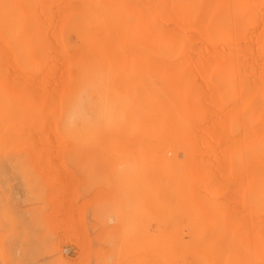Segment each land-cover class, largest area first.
<instances>
[{
  "label": "rangeland",
  "instance_id": "374dc122",
  "mask_svg": "<svg viewBox=\"0 0 264 264\" xmlns=\"http://www.w3.org/2000/svg\"><path fill=\"white\" fill-rule=\"evenodd\" d=\"M17 1L0 2V27L12 26L0 29H5L0 32V42L8 48L0 49V119L8 121H1L5 126L0 127V264H231V200L227 197L231 182L224 184L223 168L227 165L222 159L225 151L231 156V142L225 146L224 140H228L226 134L231 137V103L217 86L218 68L214 67L215 59L209 58L201 34L218 19L264 22V1L207 0L204 16L189 21L187 35L196 38L182 39L187 47L180 48L178 52L183 50L185 55L178 53V57L171 18L159 19L152 8L138 6L137 0H129L130 5H125L126 0L124 5L121 0H50L54 4L48 0L49 5L48 1L27 0L24 5H34V22L31 9L21 8L23 3L19 7L22 1ZM109 4L112 14L106 10ZM51 8L52 16L48 15ZM3 18L9 22L4 24ZM36 20L37 27H33L38 33L31 28ZM22 21L28 26L24 34L20 33ZM47 21L52 24L50 29L43 26ZM19 34H27L26 40ZM35 36L45 42L36 41ZM19 37L25 43H19ZM48 38L51 40L46 43ZM35 42L47 47L52 44L47 51L54 59L46 51L51 57L45 62L47 66L38 63L46 47L38 43L43 46L40 53L34 49ZM20 44L27 54L21 53L24 47ZM31 53L34 59L38 53V62L34 61L38 69L26 67L28 60L24 58ZM179 61L192 86L175 71L173 65ZM50 62L58 67L52 69ZM42 77L47 81L42 82ZM33 88H39V97ZM43 93L46 99H41ZM24 125L29 128V138H25ZM12 129L17 130L16 135L21 133V142L15 138L18 142L12 143L16 141ZM55 138L64 143L58 146L60 141ZM221 144L225 150L219 149ZM189 149H194L195 157ZM200 149L213 153L208 156L206 151L208 155L199 153ZM190 157L199 161V168L204 165L202 159H210L206 162L216 184L209 182V167L201 169L200 175L205 174L206 179L197 178L196 170L198 173L191 172L194 182L188 181ZM201 162L203 165L198 164ZM195 178L204 180L196 182ZM212 183L219 186L217 200L209 197L211 189L206 191L209 199L203 198L205 187Z\"/></svg>",
  "mask_w": 264,
  "mask_h": 264
},
{
  "label": "bare ground",
  "instance_id": "6f19581e",
  "mask_svg": "<svg viewBox=\"0 0 264 264\" xmlns=\"http://www.w3.org/2000/svg\"><path fill=\"white\" fill-rule=\"evenodd\" d=\"M18 1H20V0H18ZM17 1V2H18ZM22 2H19V7H20V3H23L22 5H21V8H22V6L24 5V2L26 3V1L27 0H25V1H23V0H21ZM29 1V0H28ZM32 1H34V0H32ZM31 1V2H32ZM42 1H45V2H47L48 0H42ZM50 1V0H49ZM49 1H48V5L50 4L49 3ZM58 1V0H57ZM122 2H123V0H121ZM125 1V0H124ZM132 2H133V0H131ZM136 1V0H135ZM257 1V0H256ZM260 1V0H259ZM264 1V0H263ZM263 1H261V2H263ZM0 2H2V0L0 1ZM51 3H53V1H50ZM55 3H56V0L54 1ZM62 2V1H61ZM66 2H70V1H67L66 0ZM122 2H120V3H122ZM127 2H129L130 4H131V2L129 1V0H126V2L125 3H127ZM214 2V1H213ZM254 2V1H253ZM258 2V1H257ZM5 3V2H4ZM109 3H110V1H109ZM118 3V2H117ZM124 2H123V5L125 4ZM129 3H127V4H125V5H130ZM135 3L136 2H134V3H132L133 5H135ZM137 3H139V5L138 6H141V7H143V8H147L148 10H150L151 8L153 9V12H154V16H159V19H162V20H167L168 19V17H170L171 18V21H172V23H173V25H174V27H172V29H173V32H174V34L172 35V42H173V48H174V53L176 52V50H175V48H177V52L175 53V55H176V57H178L179 56V54H181L182 56H183V50H184V48H186L187 46L185 45V43H186V41L185 42H182V39H184L185 40V38L186 37H189V39H190V36H191V38L192 37H195V36H193V35H187V31L190 29V27H191V24L189 25V21L191 20V19H193V18H195L196 16V18H200V16L201 15H203V14H205L204 13V11L202 10V9H204V7H205V5H207V0H137ZM1 4V3H0ZM3 4V3H2ZM6 4V3H5ZM18 4V3H17ZM54 4V3H53ZM62 4V3H61ZM61 4H59V6L61 5ZM108 4V3H107ZM113 4V3H112ZM262 4H264V3H262ZM122 5V4H121ZM121 5H120V8H121ZM132 5V6H133ZM25 7H27L28 8V10H29V8L31 9L30 11H32V13H31V15L33 14V20H32V22H34L35 21V15H34V12H33V10H32V8H34V7H32V6H34V5H29V7L28 6H26V5H24ZM46 6V5H45ZM55 6H57V5H55ZM58 6V7H59ZM62 6V5H61ZM60 6V7H61ZM110 4H109V6H108V9H106L107 11L109 10L110 12H111V14H112V8H111V10L109 9L110 8ZM116 6V5H115ZM135 6H137V4L135 5ZM6 7V6H5ZM47 7V6H46ZM50 7H51V5H50ZM59 7V8H60ZM92 7V6H91ZM117 7H118V5H117ZM9 8V7H8ZM48 8H49V6H48ZM55 8V7H54ZM57 8V7H56ZM59 8H57L56 10L57 11H59ZM72 8V7H71ZM119 8V7H118ZM1 9V8H0ZM18 9V8H17ZM16 9V10H17ZM20 9V8H19ZM23 9H25V8H23ZM50 9V8H49ZM65 9V8H64ZM2 10V9H1ZM0 10V11H1ZM26 10V9H25ZM25 10H24V13H27V12H25ZM55 10V11H56ZM66 10H68V9H66ZM203 11V13L201 12V11ZM264 10V9H263ZM14 11V10H13ZM23 11V10H22ZM27 11V10H26ZM47 11H48V9H47ZM50 11H52V8H51V10H49V12ZM63 11V10H62ZM61 11V12H62ZM19 12H21V9H20V11ZM18 12V13H19ZM53 12V11H52ZM52 12H50V14H48V15H51L52 14ZM60 12V11H59ZM58 12V13H59ZM64 12V11H63ZM62 12V13H63ZM73 12V11H72ZM250 12V11H249ZM249 12H246V13H248V14H250ZM116 13V12H115ZM202 13V14H201ZM246 13H245V15H246ZM1 14V13H0ZM22 14V13H21ZM36 14V13H35ZM54 14V13H53ZM57 14V13H56ZM60 14V13H59ZM67 14H69L67 11H66V13H65V15L67 16ZM254 14H256L255 12H254ZM31 15H29L28 14V16H29V18L30 17H32ZM47 15V14H46ZM58 15V14H57ZM63 14H61V16H62ZM70 15H71V13H70ZM252 16H254L253 14H251ZM7 16V15H6ZM52 16V15H51ZM65 16V17H66ZM195 16V17H194ZM199 16V17H198ZM204 16V15H203ZM203 16H201V17H203ZM250 16V15H249ZM249 16H247V18L249 17ZM17 17H18V14H17ZM64 17V16H63ZM64 17V18H65ZM69 16H67V18H68ZM238 17V16H237ZM255 17H256V15H255ZM26 18H27V15H26ZM28 18V19H29ZM35 18V19H34ZM49 17H47V19H48ZM167 18V19H166ZM250 18H251V16H250ZM4 19V18H3ZM19 19V18H18ZM46 19V20H47ZM53 19V18H52ZM55 19H57V17L55 18ZM233 19V18H232ZM24 20H26L27 21V19H25V17H24ZM30 20V19H29ZM49 20V19H48ZM65 20V19H64ZM64 20H62V21H64ZM66 20H68V19H66ZM242 20V19H241ZM252 20H253V18H252ZM249 21V19L248 20H242V21H238V19H237V21H224V20H221V19H218L217 21H211L210 22V26H209V31L208 30H206V32H204L203 34H201V35H204L203 37H205V39L203 38V40H204V42L206 43V51H207V53L209 54V58H212L215 62H214V67H216V68H218V72H217V81H216V83H218V87H219V89H220V91L222 92V93H224L225 94V96H227V98L229 99V101H230V103H231V137H229V135L230 134H226V136L225 137H228V140H226L225 138H224V140L226 141V145L225 146H229V144L231 145V156H227V152L225 151V152H223V156H222V159L223 160H225V162H224V164H226L227 165V167L229 168H227L226 167V165H225V169L227 170V173H226V171H225V169L223 168V170H224V175L226 176V177H224V184H226V183H228V182H231V189H230V191H231V193H229L230 191H229V187H228V193H229V195L230 196H227V197H229L230 199L229 200H231V264H264V22H256V21ZM5 21V22H4ZM4 21H3V23L5 24V23H7V22H9V21H7L6 22V20L4 19ZM26 21H22V23H23V28L24 27H27L28 28V26H26L24 23L26 22ZM43 21H45V20H43ZM50 22H51V19L49 20ZM49 21H47L48 23H47V25H46V23H45V25H43V22H42V25L43 26H46V28L45 29H47V27H49L48 29H50L51 27H50V25H52V24H50V22ZM69 21V20H68ZM68 21H65V22H67V23H69V25H70V22H68ZM14 22V21H13ZM29 22H31V20L29 21ZM29 22H27L28 24H29ZM38 22V20H36V24L34 23V24H32V26H31V28L33 27V25H35L36 27H37V23ZM19 23V22H18ZM57 23V22H56ZM31 25V24H30ZM40 25V24H39ZM4 26L5 25H3V26H1L0 27V29L3 27L4 28ZM7 26H9V23H7ZM7 26H5L6 28V30L8 29L7 28ZM54 26V25H53ZM9 27H11V29H12V26H9ZM60 27H61V25H60ZM2 28V29H3ZM22 28V30H21V32L20 33H23L24 32V30H25V28L23 29ZM31 28L29 27V29H30V32L31 33H33L32 32V30H34V33L35 32H37L35 29H34V27L32 28V30H31ZM54 28V27H53ZM53 28L51 29L52 31H53ZM57 28H58V24H57ZM178 28H180L181 30L180 31H178ZM5 29L3 30V31H5ZM10 29V28H9ZM8 29V30H9ZM29 29L27 30V31H29ZM43 29V28H42ZM45 29H43V30H45ZM3 31L1 30L0 32L3 34ZM10 31H12V30H10ZM20 31V30H19ZM23 31V32H22ZM42 31V30H41ZM46 31V30H45ZM45 31H42L43 33H45ZM58 31V30H57ZM8 32V31H7ZM7 32H5V33H7ZM41 32V33H42ZM0 33V34H1ZM4 33V34H5ZM24 33H26V32H24ZM23 33V34H24ZM38 33V32H37ZM36 33V34H37ZM41 33H39V34H41ZM42 33V34H43ZM47 33V32H46ZM54 33L55 32H53V35H54ZM1 34V35H2ZM8 34V33H7ZM12 33L10 32V34L9 35H11ZM28 34V33H27ZM27 34L26 35H20L19 34V36L20 37H22V38H26V36H27ZM36 34H34V35H36ZM1 35H0V37H1ZM47 36V34H43V36ZM49 35V34H48ZM52 35V37L54 38V36ZM58 35V34H57ZM3 36H5V35H3ZM7 36V35H6ZM39 36V35H38ZM37 36V37H38ZM42 36V35H41ZM51 36V35H50ZM18 37V36H17ZM19 37V41H20V39H22V38H20ZM49 37V36H48ZM57 37V36H56ZM55 37V38H56ZM198 38H200L199 36H197ZM24 38V39H25ZM31 38V37H30ZM35 39H36V41L38 40V41H42V43L43 42H45V40H43V38H41L40 37V39L39 38H36V36L34 37ZM34 38H32V39H34ZM47 38V37H46ZM54 38V39H55ZM196 38V37H195ZM188 39V40H189ZM26 40V39H25ZM29 40V39H28ZM51 40V39H50ZM49 40V38L46 40V43H47V41L49 42L50 41ZM53 40V39H52ZM56 41H58L57 39H55ZM183 40V41H184ZM199 40V39H198ZM32 41V40H31ZM15 42H17L16 40H15ZM21 42H24L23 40H21L19 43H21ZM52 42V44H53V42H54V44H55V41L53 40V41H51ZM191 43V45H194V41L192 42V41H187V43ZM18 43V44H19ZM25 43V42H24ZM23 43V44H24ZM36 43V42H35ZM39 43V42H38ZM38 43H36V46H34V49L37 51L38 50V52H40V53H42V51L43 52H45L46 54V56L45 55H43V59H45V60H43L42 59V54H41V56H40V58H41V60H39V62H38V58H37V56L35 55V57H36V59H34L33 57H34V55H32V53L31 54H29L30 55V57H29V55L27 56L26 55V57H25V54H23L24 56L22 57V55H21V58H22V60H23V58H24V60H26V58H27V63H26V61L24 62V60H23V64L24 65H28V66H26V67H32L33 69H35V68H39V65H35L36 63L35 62H38L40 65H41V63L42 64H46L45 62H47L48 60H47V58L49 59V58H51V57H53V59H54V56H51V53H50V51H47V49L49 50V48H51V47H49L50 46V44H49V48L47 47V46H45V44H42L41 42L39 43L40 45L42 44L43 46H45L46 47V49L45 50H42V51H40L41 50V48L43 47H41ZM193 43V44H192ZM199 43H201L202 44V42H199ZM3 44V41L2 42H0V45H2ZM14 44H16V43H14ZM28 44V43H27ZM39 45V47L40 48H37V46ZM51 44V45H52ZM21 45V44H20ZM48 45V44H47ZM57 45H58V43H57ZM56 44H55V46H57ZM188 45H190V44H188ZM21 46H23L24 47V45H21ZM25 46H27V45H25ZM30 45L28 44V47H29ZM55 46H53V52H54V50L58 47H55ZM175 46V47H174ZM3 47H5V45L3 46L2 45V47L0 48V49H2L3 51H7L8 50V48H3ZM11 47V46H10ZM15 47H17V46H15ZM54 47H55V49H54ZM182 47H183V50H181V53L180 52H178L179 50H180V48L182 49ZM21 48V47H20ZM19 48V49H20ZM27 48V47H26ZM37 48V49H36ZM200 48H202L201 46L198 48V50L200 51L201 49ZM5 49V50H4ZM14 49V48H13ZM16 50H17V48H15ZM17 50L18 52H21L20 50ZM43 49V48H42ZM67 49V48H66ZM10 50V49H9ZM34 50V51H35ZM57 50V49H56ZM55 50V51H56ZM68 50V49H67ZM75 50V49H74ZM1 51V50H0ZM24 51H26L25 50V47L23 48V52H21V53H24ZM49 52V53H47V52ZM52 51V50H51ZM183 51V52H182ZM190 51H192V50H190ZM68 52V51H67ZM71 52V51H70ZM202 52H203V49H202ZM205 52V51H204ZM1 53H3V52H1ZM0 53V54H1ZM5 53H7V55H10V54H8V52H5ZM10 53H11V51H10ZM26 54L28 53L27 51L25 52ZM36 53V52H35ZM54 53H56V52H54ZM75 51H73V56H75ZM179 53V54H178ZM48 54L51 56V57H49L48 56ZM67 54V53H66ZM4 55V54H3ZM7 55H5V56H7ZM55 55H57V53L55 54ZM69 55V54H68ZM178 55V56H177ZM185 55V54H184ZM2 56V55H1ZM4 56V57H5ZM11 56H12V54H11ZM11 56L9 57V56H7V57H9V58H11ZM19 56H20V54H19ZM3 57V56H2ZM29 57V58H28ZM39 57V56H38ZM68 57V56H67ZM66 57V58H67ZM31 58V59H30ZM32 58H33V60H32ZM57 57L55 56V59H56ZM75 58V57H74ZM10 60V59H9ZM19 60H20V57H19ZM22 60H20V61H22ZM31 60V61H30ZM36 60V61H35ZM42 60H43V62H42ZM47 60V61H46ZM75 60V59H74ZM0 61H1V59H0ZM3 61V60H2ZM5 61L6 62H8V60L5 58ZM12 61V60H11ZM29 61H30V63H29ZM33 61V62H32ZM35 61V62H34ZM51 62H52V59L50 60ZM16 62H18V59L16 60ZM50 62V63H51ZM54 62V61H53ZM52 62V63H53ZM3 63H5L4 61H3ZM12 63V62H11ZM26 63V64H25ZM32 63H34V64H32ZM51 63V64H52ZM6 64V63H5ZM10 64V62L8 63V65ZM14 64V63H13ZM20 64H22V63H20ZM30 64L32 65V66H30ZM48 64V63H47ZM47 64H46V66H47ZM53 64H55V62L53 63ZM52 64V69H53V67L55 66V65H53ZM75 64V63H74ZM1 65V67H2V64H0ZM8 65H6V66H8ZM216 65V66H215ZM5 66V65H4ZM4 66H3V68H4ZM6 66H5V68H6ZM10 67L12 66V65H9ZM8 66V67H9ZM36 66V67H35ZM45 66V68H43V69H46L47 70V67ZM174 68H175V71L177 72V74L179 75V77H184V79L186 80V82L189 84V85H193L192 83L193 82H191L192 80H187V78H188V76L189 75H186L187 73H185V70H181V67H180V61H179V63L177 62V64L175 63L174 65ZM1 67H0V69H1ZM9 67V68H10ZM13 67V66H12ZM25 66H24V68H26ZM41 67H43V65L41 66ZM50 67V66H49ZM58 67V66H57ZM56 66L54 67V69L55 68H57ZM72 67H74V66H72ZM17 68V67H16ZM30 68H27V69H29L30 70ZM60 68V67H59ZM215 68V69H216ZM8 69V68H7ZM41 70H42V68H40ZM49 69H51V68H49ZM48 69V70H49ZM51 69V70H52ZM72 69V68H71ZM10 70H14L15 71V68H11ZM9 70V71H10ZM17 70V69H16ZM25 70V69H24ZM32 70V69H31ZM46 70L45 71H43V72H46ZM58 70V69H57ZM60 70V69H59ZM217 70V69H216ZM2 71V70H1ZM4 71H6V69H4ZM21 71V70H20ZM28 71V70H27ZM56 71V70H55ZM55 71H54V73H55ZM181 71H182V73H181ZM18 72V71H17ZM49 72H50V70H49ZM48 72V73H49ZM73 74H75V70L73 71H71ZM41 73V72H40ZM48 73H47V75H48ZM60 73V72H59ZM71 73V74H72ZM181 73V74H180ZM8 73H7V71H6V75H7ZM14 74V72L12 73V75ZM17 74V73H16ZM20 74V78H21V73H19ZM19 74L17 75V77L19 76ZM29 74H30V72H29ZM72 74V75H73ZM15 75V74H14ZM13 75V77H15ZM40 75V74H39ZM43 75V74H42ZM46 75V74H45ZM182 75V76H181ZM187 76V78H186V76ZM33 76V75H32ZM50 74H49V77L48 76H46V77H48V78H50ZM71 76V75H70ZM10 77H11V73H10ZM13 77H11V78H13ZM36 77V78H35ZM34 77V79H38L37 78V76H35ZM39 77V76H38ZM72 77V76H71ZM190 77V76H189ZM192 77V76H191ZM11 78H9V81H12L13 79H11ZM30 78H32V77H30ZM57 78H58V76H57ZM194 78V77H193ZM11 79V80H10ZM19 79V78H18ZM40 79H42V82L43 81H47V78L45 79V80H43V77L42 78H40ZM8 80V79H7ZM31 80V79H30ZM39 80V79H38ZM72 80V79H71ZM195 80V79H194ZM14 82H15V79L13 80ZM40 82H41V80H39ZM81 81H83V80H81ZM17 82H19V80L17 81ZM37 83H38V81H36ZM34 83V82H33ZM47 83V82H46ZM83 83V82H82ZM20 84H21V81H20ZM19 84V85H20ZM36 84V83H35ZM41 84V83H40ZM39 84V85H40ZM43 84H45V83H42V86H43ZM15 86H16V84H15ZM36 86H38L37 84H36ZM70 85L68 84V87H69ZM21 87H22V84H21ZM20 87V88H21ZM34 87V86H33ZM44 87V86H43ZM71 87V86H70ZM71 88H73V87H71ZM34 89V88H33ZM37 89H39V88H35L34 89V91L36 90V92L34 93V95L36 94L37 96L39 95V93H41V92H39ZM43 89V88H42ZM40 91H41V88H40ZM46 91V93H47V90H45ZM45 91H42V92H45ZM39 92V93H38ZM7 93V92H6ZM46 93H43L42 95V97H41V99L43 98V97H45L46 96ZM17 94H19V92L17 93ZM50 94H51V92H50ZM218 94V93H217ZM7 95H9V94H7ZM21 95V94H20ZM41 95V94H40ZM23 96V95H22ZM37 96H34V99L35 98H37ZM47 96H48V93H47ZM51 96H52V94H51ZM39 97V96H38ZM52 97H54V96H52ZM51 97V98H52ZM82 97V96H81ZM115 97V96H114ZM48 98H50V96L48 97ZM116 98V97H115ZM39 98H37V99H35V101L36 100H38ZM45 99H46V97H45ZM11 100V99H10ZM49 100V99H48ZM111 100V99H110ZM39 101V100H38ZM42 101V100H41ZM51 101V100H50ZM14 102V101H13ZM37 103V102H36ZM43 104H45V103H41V105H43ZM47 104H48V102H47ZM59 104H60V102H59ZM33 105H35V104H33ZM40 105V106H41ZM35 107V106H34ZM20 108V107H19ZM63 110V109H62ZM7 112V111H6ZM10 112V111H9ZM21 112V111H20ZM35 112V111H34ZM18 113H19V109H18ZM9 115V116H11L10 115V113H6V115ZM20 114V113H19ZM61 116V115H60ZM4 117V116H3ZM6 117H8V116H6ZM28 118V117H27ZM31 118H33L32 116H31ZM60 118V117H59ZM61 119V118H60ZM59 119V120H60ZM7 120V119H6ZM30 120V119H29ZM48 120V119H47ZM47 120H46V122H47ZM51 120H53V119H51ZM1 121H3L4 122V120H1L0 119V127L1 128H3L2 127V125L4 124V123H7L8 121H5L4 123H2L1 124ZM26 121H28V119L26 120ZM28 123V122H27ZM50 123V120H49V122H48V124ZM58 123V122H57ZM52 124V125H51ZM50 125L51 126H53V124L54 123H51ZM4 126H5V124H4ZM26 126H28L27 124H26ZM29 126H30V122H29ZM36 126V125H35ZM34 126V127H35ZM46 126V125H45ZM12 127H14V126H12ZM33 127V128H34ZM56 127H57V125H56ZM1 128H0V130H1ZM24 128H25V131L27 132H25L26 133V137H25V135H23L25 138H29L28 136H27V134H28V130H29V128H26L25 127V125H24ZM48 128L50 129V127L48 126ZM54 128V127H53ZM60 128V127H59ZM4 129V128H3ZM45 129H47V128H45ZM49 129H47L46 131H48ZM57 129V128H56ZM75 138L77 137V123L75 122ZM32 129H30V131H31ZM34 130V129H33ZM32 130V132L31 133H35L36 135H39V133L37 134V132H34ZM37 130V129H36ZM52 130V129H51ZM58 130V129H57ZM2 131V130H1ZM7 131V130H6ZM12 131L14 132V131H16L17 132V130H14V129H12ZM11 131V132H12ZM54 131V130H53ZM52 131V132H53ZM8 132V131H7ZM16 132H14V134L12 133V136L14 137V139L15 138H17V140H18V138L20 137V139H23V137L20 135L21 133L19 132V134L18 135H16L17 133ZM43 132V131H42ZM1 133V132H0ZM41 133V132H40ZM45 133H47V132H45ZM49 133V132H48ZM51 133V132H50ZM49 133V134H50ZM57 133H60L59 132V130H58V132ZM32 134V135H33ZM43 134V133H42ZM51 134H53V133H51ZM54 134H56V133H54ZM31 135V134H30ZM35 135V136H36ZM56 135H59V134H56ZM55 135V136H56ZM4 136H6L5 134H4ZM19 136V137H18ZM46 135L45 134H43V137H45ZM53 135H51V137H52ZM86 136V135H85ZM0 137H3L2 136V134L0 135ZM9 137V136H8ZM13 137H10L11 138V140H9L10 142L12 141V138ZM22 137V138H21ZM32 137V136H31ZM34 137V136H33ZM51 137H49V138H51ZM9 138V139H10ZM25 138H24V140H25ZM46 138V137H45ZM60 138V137H59ZM59 138H58V140H59ZM5 139V138H4ZM3 139V140H4ZM37 139V138H36ZM36 139H34V140H36ZM38 139H40V138H38ZM57 138H55V140H56ZM229 139H231V141L229 140ZM16 140V139H15ZM15 141V142H12V143H16V142H18V141ZM33 140V141H34ZM58 140H56V142L58 141ZM61 140V139H60ZM59 140V141H60ZM6 141V140H5ZM14 141V140H13ZM22 141V140H21ZM21 141H19V142H21ZM28 142H29V140H27ZM38 142H39V140H37ZM64 141V140H63ZM231 142V143H229V142ZM4 142V141H3ZM8 142V141H7ZM28 142H25V143H28ZM41 142V141H40ZM51 142V144H52V141H50ZM49 142V143H50ZM61 142L62 141H60V142H57V145L58 146H60L61 145ZM9 143V142H8ZM31 143H32V140H31ZM35 142H33L32 144H34ZM41 143H45V140H43ZM55 143V142H54ZM60 145H59V144ZM62 143H64V142H62ZM229 143V144H228ZM20 144V143H19ZM23 144H24V142H23ZM35 144H38L37 142L35 143ZM47 144V143H46ZM223 144H225V142L223 143ZM6 145V144H5ZM42 145V144H41ZM52 145H54V144H52ZM64 145H67V144H64ZM47 146V145H46ZM56 146V145H55ZM224 146V145H223ZM224 146V147H225ZM221 147H222V144L220 145V147H219V149H221ZM224 147H222V149L224 148ZM5 148H7V146L5 147ZM60 148V147H59ZM229 148V147H228ZM56 149V148H55ZM230 149V148H229ZM150 149H148V151H149ZM163 150V149H162ZM165 150V149H164ZM194 149H192L191 151H190V149L188 150L189 152H192ZM211 150H213V149H211ZM223 150H225V149H223ZM1 151V150H0ZM4 151H5V149H4ZM130 151V150H129ZM144 151H145V149H144ZM146 151H147V149H146ZM151 151H153V153H155L154 151L155 150H153V149H151ZM157 151H159V149L157 150ZM161 151V150H160ZM209 153V155L206 153ZM162 152V151H161ZM160 152V153H161ZM198 152V151H197ZM203 152L204 153H206V155H208V156H210L212 153H213V151H210V150H208L207 151V149L206 150H204L203 149V151L200 149V152L199 153H202L203 154ZM212 152V153H211ZM222 152V151H221ZM156 153H158V152H156ZM186 153H188V152H186ZM211 153V154H210ZM224 153H226V155H224ZM190 154V153H189ZM188 154V155H189ZM201 154V155H202ZM174 155V154H173ZM192 155V153L190 154V156ZM205 155V154H204ZM204 155H202V156H204ZM192 156H194L195 157V154H194V151H193V155ZM191 156V157H192ZM196 156H197V154H196ZM207 156V157H208ZM124 157V156H123ZM123 157H122V159H123ZM190 157V159H188L189 158V156H188V158H187V161L189 160V165L187 164V166H186V172H187V175H186V178L188 179V181H190V182H194V177L195 176H193L194 174V172L197 170L198 172H199V174H197V178H198V175H200V173H201V169H202V167H204L203 168V170L205 169V171L207 170V168L209 167V166H207V163L210 161V159H209V161L208 160H203L202 159V157H201V159H202V161H203V163H204V165L202 164V162L201 163H198V164H200V165H203L202 167L200 166V168L197 166V162H199V161H195V158H191ZM207 157H206V159H207ZM227 157V158H226ZM127 158H128V156H127ZM176 158V157H175ZM198 158H200V156H198ZM197 158V160H199ZM226 158V159H225ZM201 159H200V161H201ZM205 159V158H204ZM211 159H212V157H211ZM130 160H131V158H130ZM206 161H208V162H206ZM113 162V161H112ZM131 162V161H130ZM205 162H206V164H205ZM227 162V163H226ZM212 163V162H211ZM223 164V165H224ZM197 167H196V166ZM209 165V164H208ZM130 166V165H129ZM193 168H196V169H193ZM210 169H211V167H209V173L211 172L210 171ZM145 170V169H144ZM216 170V169H215ZM215 170H213V171H215ZM221 170H222V168H221ZM183 171V170H182ZM193 171V173H192V178H191V172ZM196 171V173H198ZM208 171H206V174H208V175H210V176H212V178H213V175H211V173L209 174L208 173ZM228 171L229 172H231V178H230V173H228ZM204 172V171H203ZM183 173V172H182ZM196 173H195V175H196ZM215 173V172H214ZM203 174V173H202ZM221 174L223 175V173L221 172ZM184 175V174H183ZM229 176V180L228 181H226V179L225 178H227L228 179V176ZM200 176H202V175H200ZM203 176H205V174H203ZM202 176V177H203ZM215 176V175H214ZM207 177V176H206ZM206 177H203L204 179H206ZM216 177V176H215ZM192 180H191V179ZM197 178H195V181L197 182V181H200V182H202L204 179H197ZM210 178V177H209ZM209 178H207V179H209ZM210 178V180H209V182H213V183H215V181H213L215 178ZM197 179V180H196ZM206 182V184H208L207 183V181L208 180H205ZM200 182H198V183H200ZM211 184V187H210V185H209V187H208V185H207V187H205V189L206 188H208V189H206L204 192H208V191H211V193L210 192H208V193H210L211 195L209 196V197H211L213 200H217L218 198H219V194H218V191H219V186L217 185V187L215 188V184ZM228 184V185H229ZM197 185V184H196ZM203 185H204V183H203ZM227 185V186H228ZM193 186H194V184H193ZM226 186V187H227ZM197 187V186H196ZM198 188V187H197ZM197 188H196V190H197ZM217 188H218V190H217ZM211 189V190H210ZM227 189V188H226ZM216 190H217V192H216ZM207 192H206V194H205V196L207 195ZM225 192V191H224ZM197 193H199V192H197ZM201 193V192H200ZM204 194V193H203ZM226 194V193H225ZM225 194H221L223 197L225 196ZM201 195V194H200ZM209 195V194H208ZM207 195V196H208ZM228 195V194H227ZM203 197V198H207V199H209V197ZM221 197V196H220ZM201 198H202V196H201ZM221 199V198H220ZM224 199V198H223ZM219 201H221V200H219ZM226 201H227V199H226Z\"/></svg>",
  "mask_w": 264,
  "mask_h": 264
}]
</instances>
